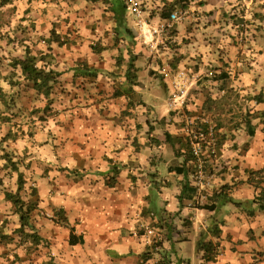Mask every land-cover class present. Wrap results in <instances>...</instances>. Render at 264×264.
Instances as JSON below:
<instances>
[{
	"label": "crops",
	"instance_id": "crops-1",
	"mask_svg": "<svg viewBox=\"0 0 264 264\" xmlns=\"http://www.w3.org/2000/svg\"><path fill=\"white\" fill-rule=\"evenodd\" d=\"M110 1L95 3L103 8L100 15L109 6L112 35L118 37L125 1ZM147 2L157 24L167 4ZM205 7L200 14L215 8ZM200 27L205 31L195 26L179 34L191 44L177 50L176 66L199 76L189 111L213 122L206 102L230 104L238 98L233 89L245 110L247 99L253 103L248 119L218 129L219 152L208 158L203 181L187 159L182 120L170 110L160 74L151 77L166 94L167 106L158 105L166 111L158 115L160 108L147 101L150 88L140 80L142 70L148 74L146 63L134 56L128 81L130 59L119 60L118 48L105 46V40L101 53L90 50L85 44L91 43V31L84 28V48L75 45L80 60L63 63L59 78L69 103L80 106L70 111L76 117L70 115L65 129L69 140L61 159L47 157L52 165L46 170L37 166L33 228L19 232L20 215L12 212L8 226L14 230L0 235V264H264V44H249L243 52L250 58L234 61L228 46L204 38L219 30L211 22ZM238 66L236 80L232 69ZM79 67L95 74L80 75ZM215 70L223 71L227 84ZM73 97L76 102H70ZM34 232L37 238L27 235Z\"/></svg>",
	"mask_w": 264,
	"mask_h": 264
},
{
	"label": "rangeland",
	"instance_id": "rangeland-1",
	"mask_svg": "<svg viewBox=\"0 0 264 264\" xmlns=\"http://www.w3.org/2000/svg\"><path fill=\"white\" fill-rule=\"evenodd\" d=\"M185 2L186 10L182 8ZM163 3L167 4L165 10L168 12L173 10L179 14V21L162 34L163 39L159 47V54L163 55L164 60L172 64L173 68H177L176 65L180 61L177 50L191 44L187 35L186 38H180L179 34L186 30L191 31L195 26L196 29L204 32L205 29L200 27L202 22H211L213 29H218L220 32L204 38L211 40V43L217 40L216 45L221 43L225 45V49H231L234 61L250 58L243 52L244 48H249V44L250 46L258 42L264 44V0H163ZM204 5L206 10H209L210 5L215 8L208 14H200V11H204L201 9ZM99 6L100 3L85 0H13L11 5L0 10V235L3 232L10 234V228L14 230V227L8 225L12 221L9 219L10 215L16 211L13 204L6 200L5 194L16 193L18 174L11 170L6 159L11 158L19 164V169L24 174L26 184L20 198L25 202L36 200L32 195V190L37 186L34 174L36 168L38 166L46 170L47 164L52 165L47 157L61 159V151L69 140V133L65 129L69 120H72L69 119L70 115H74L70 114V111L75 106L80 107L75 97L70 101H75V105L69 103L68 89L63 88L61 81L53 86L50 99L39 94L33 89L32 84L24 81L20 67H16V62L23 59L26 52H30L38 59L39 66L44 65L45 62L42 60L48 56L45 60L48 62V68L60 72L63 70L62 64L67 63L69 59L80 60L79 57H75V53H78L75 45L84 48L85 39H82V32L86 28L87 31H91L92 39L90 44L85 45L90 50L94 49L96 54L101 53L105 48L104 45H107L118 48V56L112 55L113 58L117 56L119 60L126 61L135 56L138 61L145 62L146 70L149 71L146 74V71L142 70L140 80L147 90L150 88L146 94L147 101L155 108L167 106L166 94L161 82L151 78L160 74L162 61L158 52L151 48L149 43L151 41L140 35L139 19L135 18L128 8L126 16H128L127 26L130 33L115 37L111 31L114 27L107 15L109 6L107 5L101 15L98 11L103 8ZM154 16L155 14L153 18ZM147 21L155 25L151 20L147 19ZM103 40H105L104 45ZM226 51L229 54L228 50ZM229 64L225 63V66ZM239 68L241 69L240 66L232 69L237 72L234 74L236 80L239 77ZM114 72L116 71H112ZM215 72L216 78L224 80L223 83L227 84L226 78L220 77L223 71L218 73V70H215ZM224 73L230 76L226 71ZM155 87L159 88L158 94L151 92ZM232 92V95L238 98L231 99L230 104L223 99L213 98H209L206 102L207 109L212 111L208 115L218 129L236 127L240 124L239 119L243 121L251 116L249 107H252L253 103L250 104L252 100L247 99L245 103L247 110H245L244 105L238 103L240 100L237 92H234V89ZM238 107L241 108V113ZM161 110L165 108L158 109V115ZM59 170L63 173L65 168L60 167ZM41 216L51 218L47 213Z\"/></svg>",
	"mask_w": 264,
	"mask_h": 264
},
{
	"label": "built area",
	"instance_id": "built-area-1",
	"mask_svg": "<svg viewBox=\"0 0 264 264\" xmlns=\"http://www.w3.org/2000/svg\"><path fill=\"white\" fill-rule=\"evenodd\" d=\"M124 1L127 9L130 8L134 17L139 19L140 35L151 41L149 42L151 48L159 54L162 34L179 21L178 12H172L169 17L160 19L157 24L151 25L147 19L152 21L154 13L149 9L147 0ZM159 57L162 61L159 73L168 90V104L171 112H174L182 120L183 133L192 156L191 161L196 169L198 181L201 183L207 174L208 158L217 156L219 152L218 128L210 121V118L207 119L208 117L189 111L190 94L193 88L198 85L199 76L187 67L173 68L172 64L164 60L163 55Z\"/></svg>",
	"mask_w": 264,
	"mask_h": 264
},
{
	"label": "trees",
	"instance_id": "trees-1",
	"mask_svg": "<svg viewBox=\"0 0 264 264\" xmlns=\"http://www.w3.org/2000/svg\"><path fill=\"white\" fill-rule=\"evenodd\" d=\"M85 1H93L97 2L99 0H85ZM114 0H111L110 3L113 4ZM13 3V0H0V10H2L4 7H8ZM123 14L121 15L122 19L119 20L118 28H116V34L117 36H123L127 33H130V29L127 28L123 24V17L126 15L127 12V6L126 4L123 7ZM182 8L186 10V2L182 4ZM116 11L114 10V13ZM173 12V10L164 11L161 14V18L165 19L170 16V14ZM117 16V15H116ZM48 56H46L47 58ZM51 57V56H50ZM46 58H44L42 61H44L43 66H39L38 59L33 57L30 52H26V56L23 59H19L16 62V67H20L22 76L24 78V81L32 84L33 89H35L39 94L44 95L45 98L50 99L52 95L53 86L57 83H59V78L61 77L62 73L53 70L51 68H48V62H46ZM134 62L135 60L133 58H130V62L128 64V69L126 73L127 80H131V73L134 69ZM78 70L80 71V75H87L88 69L85 67H79ZM89 74H95L94 71L89 72ZM88 74V75H89ZM187 159L190 161L192 160V156L189 152ZM8 166H10L11 170L13 172H16L18 174V180H17V191L15 194L12 193H6L5 198L7 201L11 202L14 207L16 208L17 213L20 215V228L18 229L19 232L22 234L26 233V229L33 228L31 225V217L33 212L37 208V202L38 200H30L29 202H25L23 199L20 198L21 192L25 188L26 180L24 178L23 172L19 169V164H16L11 158L6 159ZM32 195L36 196V189L32 190ZM206 208H208L206 206ZM210 209V208H208ZM34 231V229H33ZM30 238H37L38 234L37 232L29 233L27 234Z\"/></svg>",
	"mask_w": 264,
	"mask_h": 264
}]
</instances>
